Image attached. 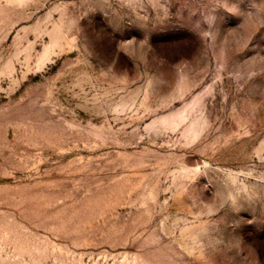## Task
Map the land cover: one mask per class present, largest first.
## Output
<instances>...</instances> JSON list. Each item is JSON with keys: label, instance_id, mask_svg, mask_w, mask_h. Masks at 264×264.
<instances>
[{"label": "rangeland", "instance_id": "1", "mask_svg": "<svg viewBox=\"0 0 264 264\" xmlns=\"http://www.w3.org/2000/svg\"><path fill=\"white\" fill-rule=\"evenodd\" d=\"M0 264H264V0H0Z\"/></svg>", "mask_w": 264, "mask_h": 264}]
</instances>
